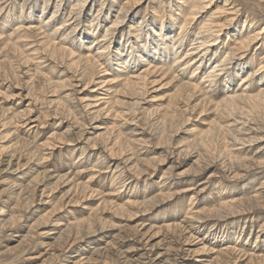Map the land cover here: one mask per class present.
Returning a JSON list of instances; mask_svg holds the SVG:
<instances>
[{
    "label": "rangeland",
    "instance_id": "1",
    "mask_svg": "<svg viewBox=\"0 0 264 264\" xmlns=\"http://www.w3.org/2000/svg\"><path fill=\"white\" fill-rule=\"evenodd\" d=\"M263 61L264 0H0V264H264Z\"/></svg>",
    "mask_w": 264,
    "mask_h": 264
},
{
    "label": "bare ground",
    "instance_id": "2",
    "mask_svg": "<svg viewBox=\"0 0 264 264\" xmlns=\"http://www.w3.org/2000/svg\"><path fill=\"white\" fill-rule=\"evenodd\" d=\"M191 14H194V13H191ZM51 17H53V16H51ZM193 19V18H192ZM121 22V20H118V21H115L114 22V25L111 27V28H108L107 29V33H106V37H104L103 39H101V40H99V41H97V42H104L105 41V44L106 43H108V41L110 40V39H106L107 38V36L108 35H110L111 34V32H112V30L114 29V27H117V26H119L120 23ZM64 25H59V27H57L56 28V30L57 29H62V28H64L63 27ZM181 34V33H180ZM164 37H166V34H162V35H160V41H162V40H164L165 38ZM164 38V39H163ZM256 38H258V35L256 34L255 35V37L253 38V39H256ZM195 40V39H194ZM178 41H180V42H183V38L181 37V36H178ZM250 42V41H249ZM199 42H197V44H198ZM210 44H214L213 42H211ZM249 44V43H248ZM200 45H203V43L202 44H200ZM208 46V45H207ZM158 47V44L155 46V49ZM61 48L62 49H67V47H65V44H62L61 45ZM102 48V47H101ZM103 48H106V47H103ZM164 48H167V47H164ZM199 49H200V47H198ZM205 50V49H204ZM106 51L103 49H101V51L99 52L100 54H103V53H105ZM177 54H179L178 52H177ZM191 54H193V52H187L186 54H184V55H180V56H178L177 57V59H176V56H175V61H176V64L177 63H180V62H182L183 64H182V69H184V68H186L185 66L186 65H188V64H190V62H191V64L192 63H194V64H199L201 61H202V59H203V57H200V58H198V57H194V58H191L190 59V56H191ZM262 71H264V61L260 64V66H259V68L257 69V72H261L262 73ZM208 76V75H207ZM209 79H207L206 77L205 78H203V80L202 81H208ZM183 87H184V89L186 88V89H188V90H191V89H196V88H198L199 87V85L196 83V84H194V83H191V82H187V83H185V84H183L182 85ZM248 87V86H247ZM262 136V135H261ZM261 164V163H260Z\"/></svg>",
    "mask_w": 264,
    "mask_h": 264
}]
</instances>
